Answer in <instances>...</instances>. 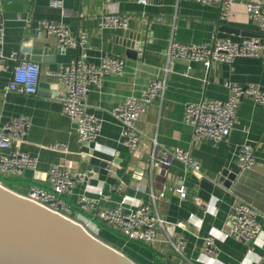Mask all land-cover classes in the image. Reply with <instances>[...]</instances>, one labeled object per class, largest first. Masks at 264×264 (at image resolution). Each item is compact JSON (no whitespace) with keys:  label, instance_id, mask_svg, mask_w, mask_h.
<instances>
[{"label":"crops","instance_id":"1","mask_svg":"<svg viewBox=\"0 0 264 264\" xmlns=\"http://www.w3.org/2000/svg\"><path fill=\"white\" fill-rule=\"evenodd\" d=\"M256 1L234 0L231 16L224 20L219 5L192 0H147V4L137 0H0L6 55L17 52L20 61L33 62L26 60L30 54L23 50L47 46L57 50L51 55L52 61L35 62L41 67L40 84H48L43 93L5 91L17 64L14 61L8 63L6 72L0 73V129L13 119L26 117L30 127L22 140L12 142V150L38 159L35 170L9 178L10 184L2 180L0 183L27 196L34 187L51 189L49 171L53 166L91 173L88 183L76 185L66 197L72 206L70 217L102 241L114 242L135 264L193 263L201 254L206 237L216 234L222 238L230 232L228 216L239 202L258 210L257 220L264 229V105L244 97L235 129L220 143L196 140L192 126L185 122L188 104L227 100L230 90L226 82L255 84L264 91V50L258 58L213 63L209 70L201 62L177 60L167 76L163 98L155 99L136 121L142 144L134 153L123 145L122 125L112 114L129 98L140 99L153 79L165 76L166 52L172 40L203 45L223 39L241 43L259 37L264 45V33L260 34L246 11V4ZM108 13L130 15L128 29H100L101 18ZM43 21L63 24L74 36L87 34L88 59L95 65L106 55L125 60L122 75L106 76L100 87L89 89L87 111L101 125L95 142L79 141L75 123L63 114L62 102L57 99L65 88L55 73L67 67L79 52L63 49L56 36L44 32ZM127 42L139 46L136 55L127 54ZM56 144L65 145L67 151L52 148ZM243 148L251 149L256 156L253 169L239 165ZM178 150L189 152L199 161L200 174L176 160L169 168L152 164L153 155L161 158L165 152ZM226 174L236 178L230 188L220 181ZM181 186L187 194L184 199L177 192ZM160 193L165 196L157 197L153 210L165 226L158 229L159 241L154 244L128 241L120 230L100 222L95 217L96 210L86 213L78 207L79 197L86 195L95 200L98 210L121 209L128 213L138 204H152V195ZM125 198L126 204L122 205ZM192 214V223L198 229L188 225ZM180 223L188 226H177ZM180 237L185 241L181 254L168 241L176 242ZM216 246L222 264H241L248 251L246 243L234 238L219 239ZM252 249L249 260L254 261L263 251L257 245Z\"/></svg>","mask_w":264,"mask_h":264},{"label":"built area","instance_id":"2","mask_svg":"<svg viewBox=\"0 0 264 264\" xmlns=\"http://www.w3.org/2000/svg\"><path fill=\"white\" fill-rule=\"evenodd\" d=\"M201 4H217L221 8V18L227 20L231 16L234 0H192ZM139 4H147V0H137ZM54 6H59L55 3ZM246 11L250 18L256 22L260 34L264 33V0L249 2ZM130 15L108 13L102 16L100 29H128ZM41 27L45 33L58 38L63 49L74 48L78 55L72 62L55 76L65 88V93L57 97L62 102L63 114L71 119L79 134V141L92 143L100 136L101 125L98 119L87 111L86 98L90 87H100L106 76H120L125 70V60L119 57L106 55L99 65H95L88 59V35L74 36L63 24L43 21ZM5 41V24L3 11L0 8V73L8 70V63L14 61L17 64L13 68L12 77L5 87L6 92H17L26 95H36L39 92L41 67L35 62L20 61V55L13 52L6 55L3 51ZM264 45L259 37H252L241 43H235L228 39L217 40L212 44L187 45L172 40L166 52L167 66L165 76L155 78L149 84L147 90L140 99L129 98L114 108L112 114L122 125V143L131 153L136 152L141 143V134L136 127V121L147 111V108L157 98H163L167 88V76L173 64L177 60L201 62L206 69H210L213 63L232 64L237 58H258L262 55ZM225 86L230 90L227 100H212L203 103H192L186 107L185 122L192 126L196 140L207 139L214 143H220L230 137L235 129L238 108L244 97H250L259 105H264V91L255 84L241 85L226 82ZM30 127L26 117L13 119L0 129V175L9 177H21L27 170H35L38 159L27 153L13 151L12 142L22 140ZM156 147H157V143ZM52 148L67 151L63 144L53 145ZM155 154V153H154ZM176 160L185 164L196 174L201 173V164L192 155L184 150L174 153L165 152L161 158L152 156L153 165H162L169 168ZM239 165L243 169H253L257 164L254 152L249 148H243L239 156ZM93 177L88 172H72L63 167L53 166L49 171L51 189L34 187L27 198L33 202L72 219V206L66 197L71 195L76 185L88 183ZM181 199L186 198L185 187L177 188ZM164 193L159 196L152 195V204H138L131 212H123L121 209L98 210L95 200L86 195L78 199V207L83 212L96 210L95 217L100 222L115 227L128 241L144 244H154L159 241L158 229L164 228L165 221L154 213L155 200L163 199ZM123 199L122 205L126 204ZM258 210L245 202L237 203L229 213L231 230L218 238L216 234H210L205 239L201 254L191 264H222L219 261V250L216 241L234 238L246 243L248 251L241 264H264V229L258 222ZM192 214L188 225L195 226ZM73 220V219H72ZM187 224H177L179 227H187ZM196 227V226H195ZM197 228V227H196ZM198 229V228H197ZM168 241L181 254L185 241L180 237L176 242ZM259 246L263 253L256 260H249L253 253V246Z\"/></svg>","mask_w":264,"mask_h":264},{"label":"water","instance_id":"3","mask_svg":"<svg viewBox=\"0 0 264 264\" xmlns=\"http://www.w3.org/2000/svg\"><path fill=\"white\" fill-rule=\"evenodd\" d=\"M135 45L127 42V54L136 55L139 46ZM23 52L30 54L26 57L28 61L47 62L57 50L47 46ZM47 87L48 84L41 83L39 93ZM235 179L226 174L220 181L230 188ZM0 264L135 263L82 224L46 209L1 183Z\"/></svg>","mask_w":264,"mask_h":264},{"label":"trees","instance_id":"4","mask_svg":"<svg viewBox=\"0 0 264 264\" xmlns=\"http://www.w3.org/2000/svg\"><path fill=\"white\" fill-rule=\"evenodd\" d=\"M9 178H12V177H9V176H4V175H0V180L10 184V179ZM105 242H107L109 245H111L112 247L116 248L117 250L121 251L120 249H118L115 245L114 242L110 241V240H107V239H104Z\"/></svg>","mask_w":264,"mask_h":264},{"label":"rangeland","instance_id":"5","mask_svg":"<svg viewBox=\"0 0 264 264\" xmlns=\"http://www.w3.org/2000/svg\"><path fill=\"white\" fill-rule=\"evenodd\" d=\"M111 246V245H110ZM116 249V248H115ZM121 252V251H120ZM130 260V259H129Z\"/></svg>","mask_w":264,"mask_h":264},{"label":"bare ground","instance_id":"6","mask_svg":"<svg viewBox=\"0 0 264 264\" xmlns=\"http://www.w3.org/2000/svg\"><path fill=\"white\" fill-rule=\"evenodd\" d=\"M1 184V183H0Z\"/></svg>","mask_w":264,"mask_h":264}]
</instances>
